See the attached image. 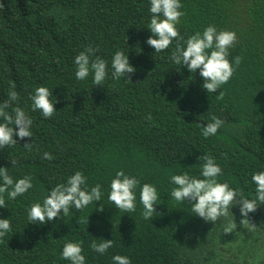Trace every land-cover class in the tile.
<instances>
[{
    "label": "trees",
    "instance_id": "obj_1",
    "mask_svg": "<svg viewBox=\"0 0 264 264\" xmlns=\"http://www.w3.org/2000/svg\"><path fill=\"white\" fill-rule=\"evenodd\" d=\"M0 103L11 85L31 117L33 138L0 148V167L14 179L32 176L33 188L15 200L5 195L0 219L11 221V231L0 243V264H71L62 258L67 242L84 241L85 264H114V255L128 256L131 264H245L221 257L222 242L260 241L264 253V204L248 215L255 229L241 225L240 206L215 224L191 211L193 202L171 197L172 175L200 176L209 154L228 182L243 198L255 197L254 172L264 171V0H181L184 15L177 25L186 41L214 25L231 30L237 40L228 59L236 71L216 93L203 89L199 69L189 72L176 65L171 53L147 44L152 36L150 0H0ZM108 61L103 86L93 76L75 77L74 58L86 47ZM117 51L128 55L135 73L113 80L111 60ZM241 57L238 67L235 57ZM94 58V57H93ZM45 86L52 90L56 112L44 118L32 111L30 96ZM223 99H217L219 92ZM11 112V109H8ZM151 117L149 119L148 117ZM216 116L224 120L217 134L205 138L201 125ZM2 122V121H0ZM29 151L25 143H31ZM45 152L52 160L43 159ZM15 161L11 165V161ZM140 180L136 210L125 213L108 199L116 172ZM82 171L90 189L102 185V197L82 210L70 208L47 223H30L28 210L43 202L51 188ZM157 188L156 213L143 218L140 189ZM103 207V210H98ZM89 220V223L84 221ZM233 219V220H232ZM237 229L223 233L229 221ZM77 221H80L78 223ZM113 239L106 253L90 244ZM238 253L242 252L237 250ZM264 263V262H263Z\"/></svg>",
    "mask_w": 264,
    "mask_h": 264
},
{
    "label": "clouds",
    "instance_id": "obj_2",
    "mask_svg": "<svg viewBox=\"0 0 264 264\" xmlns=\"http://www.w3.org/2000/svg\"><path fill=\"white\" fill-rule=\"evenodd\" d=\"M183 5L181 0H150L151 19L148 25L152 36L147 39V44L155 49V52H162L172 45L174 40L184 41L185 46L177 43L175 50L171 53V60L176 65L186 66L191 73L198 69L203 78V89L207 93H216L222 85L234 75L236 68L228 59L229 49L237 40V35L231 30H217L214 25L207 26L203 32H195L185 41L181 36L177 25L184 15L181 11ZM4 4L0 3V9ZM99 48L86 47L75 58V77L77 80H86L89 75L93 76V85L103 86V82L108 75V61L95 55ZM94 57V58H93ZM242 58L235 57V65L238 67ZM113 69L111 76L113 80L121 77L130 78L126 75L135 73L136 69L130 64L128 55L123 51H117L111 60ZM131 81V80H130ZM16 85H11L8 98L0 103V148L15 146L18 141L24 138H33L31 130L33 121L26 111L13 106L19 102V93L15 90ZM224 93L221 91L217 99H223ZM52 90L45 86L35 89L30 96L32 101V111L40 110L44 118H51L56 112L53 102ZM11 109V112L8 111ZM151 119V117H148ZM224 120L212 116L211 122L201 125L202 135L205 138L214 136L224 125ZM33 147L31 143H25L24 148L29 151ZM43 159L52 160L51 153L45 152ZM204 161L201 166L200 176H190L187 172L180 175H172L171 182L176 185L171 190V197L178 202L185 200L193 202L191 211L193 214L203 218L205 222L220 221L232 214L233 205L240 206V214L243 219L241 225H248L250 229H255V225L250 223L248 215L255 212L259 205L264 204V171L254 172L251 176L255 184V197L253 199L243 198V194L232 187L228 182H220L218 177L223 174V170L216 163L215 157L205 154L198 157ZM16 162L11 161V165ZM32 176L26 175L20 179H14L6 167H0V208L6 207L5 195L9 200H15L18 196L24 195L33 188ZM140 185V180L135 176L126 175L123 170L117 171L115 178L110 184L108 199L114 203L116 209L125 213L135 212L136 194L135 190ZM102 185L96 184L90 189L87 186V177L82 171H76L74 175L68 177L66 183L57 184L51 188L43 202H35L28 210V220L30 223L44 224L57 217L69 214V210L74 206L76 210H82L92 202H99L102 197ZM157 188L150 183H144L140 189V202L143 205V218L149 220L156 213L155 205L158 200ZM98 210H103L100 206ZM157 214V213H156ZM80 223V221H77ZM89 223L87 219L84 221ZM237 229L234 221H229L223 228V233H232ZM11 231V221L0 219V243ZM84 241L67 242L63 246L62 258L71 264H85L83 253ZM113 239H102L97 243L95 240L90 244L93 251L104 254L114 246ZM114 264H131L128 256L114 255Z\"/></svg>",
    "mask_w": 264,
    "mask_h": 264
},
{
    "label": "rangeland",
    "instance_id": "obj_3",
    "mask_svg": "<svg viewBox=\"0 0 264 264\" xmlns=\"http://www.w3.org/2000/svg\"><path fill=\"white\" fill-rule=\"evenodd\" d=\"M224 234L226 235V233ZM236 240V243L226 241L222 242L221 247L219 248V253L221 254L222 258L227 260L229 259L237 263H243V260H246L245 264H264V253H260L259 240L254 241L252 239L246 245L243 244L241 238ZM237 250L242 252L238 253Z\"/></svg>",
    "mask_w": 264,
    "mask_h": 264
}]
</instances>
